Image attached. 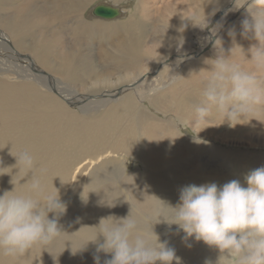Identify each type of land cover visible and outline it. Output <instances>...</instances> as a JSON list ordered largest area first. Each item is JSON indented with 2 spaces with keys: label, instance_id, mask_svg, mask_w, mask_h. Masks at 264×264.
<instances>
[{
  "label": "bare ground",
  "instance_id": "1",
  "mask_svg": "<svg viewBox=\"0 0 264 264\" xmlns=\"http://www.w3.org/2000/svg\"><path fill=\"white\" fill-rule=\"evenodd\" d=\"M95 1L0 0V60L21 64L12 71L0 69L6 76L0 79V167H11L13 155L29 151L36 161L34 172L47 170V190L57 188L70 212L59 218L65 233L51 246H36L17 259L0 254V264H95V256L104 264L112 254L97 252V243L89 242L76 254L70 247L75 251L91 239L95 229L90 227L101 218L130 213L150 228L154 222L144 214H160V191L174 198L183 183L220 186L233 179L246 187V175L264 167V155L255 149L233 153L200 139L233 146L235 136L247 134L250 147H264V139L254 137L264 133V117L233 127L234 122H224L215 110L199 123L192 112L202 100L207 60L216 54L214 43L208 49L212 38L220 39L227 53L232 47L229 32L235 31L245 59L251 58L248 49L257 42L240 35L242 21L251 18L248 9L245 17L235 0H101L120 11L115 20L104 21L86 15ZM242 2L237 0L236 6ZM203 10L206 28L186 20L195 17L197 22ZM217 25L221 27L213 35L210 29ZM242 66L252 69L247 61ZM144 101L150 109L140 105ZM183 128L196 138L185 136ZM221 128L226 132L219 136ZM221 157L230 158L234 174L220 172L214 162ZM129 159L143 169L126 170ZM2 171L6 177L0 174V195L27 191V183L17 185L18 169ZM73 198L84 203L73 205ZM113 201V207L105 204ZM171 248L181 264L187 262L183 255L190 253V261L204 250Z\"/></svg>",
  "mask_w": 264,
  "mask_h": 264
},
{
  "label": "clouds",
  "instance_id": "2",
  "mask_svg": "<svg viewBox=\"0 0 264 264\" xmlns=\"http://www.w3.org/2000/svg\"><path fill=\"white\" fill-rule=\"evenodd\" d=\"M213 2L205 0L204 3ZM236 4L237 0V9L247 5L251 17L242 21L241 37L257 43L248 49L251 58L245 59L243 48L236 43L235 31L229 32L232 47L227 53L221 40H215V57L207 60L210 68L201 81L202 100L192 106L195 123L206 121L214 110L222 115L224 122H234L233 127L241 124L239 121H260L257 117H264V0H243L239 7ZM193 19L186 20L200 29L208 26L204 10L197 22L193 23ZM183 27L187 25L182 30ZM220 27L217 25L210 31L215 35ZM244 61L251 63V70L242 66ZM13 156L16 163L0 167V174H5L2 170L6 168L11 172L13 168L18 169L21 175L17 185L27 183V191L17 193L12 189L0 195V254L17 259L36 246L41 250L48 248L65 233L59 218L65 214L67 205L61 201L57 188L53 186L54 192L47 190L44 182L47 170L41 168L39 174L34 172L36 161L29 151H19ZM25 177L30 178L21 183ZM245 181L246 187L237 179L222 186L214 182L184 186L174 207L157 198L171 211L167 219L157 215L150 228L130 213L126 217H103L96 226L90 227L95 229L94 236L83 241L75 251L70 244L71 251L76 254L93 242L97 243V252L112 254L104 264H173V261L181 264L175 250L167 242H160L153 231V225L163 218L169 226L175 224L183 230L185 241L194 238L218 249L220 256L216 264L222 261L223 264H264V167L251 171ZM105 204L115 206L114 201ZM94 261L100 264L99 256ZM205 264L212 262L205 261Z\"/></svg>",
  "mask_w": 264,
  "mask_h": 264
},
{
  "label": "rangeland",
  "instance_id": "3",
  "mask_svg": "<svg viewBox=\"0 0 264 264\" xmlns=\"http://www.w3.org/2000/svg\"><path fill=\"white\" fill-rule=\"evenodd\" d=\"M99 1V2H98ZM97 2V3H96ZM102 1L101 0H97V1H95L93 4H92V6L93 5H96V4H98V3H101ZM106 3V2H105ZM92 6H90L91 8H92ZM90 7L86 10V15H88L89 17H92V15H91V12L89 13V9H90ZM248 9V6L247 5H245V6H242L241 7V9H240V13H246L247 10ZM8 13H9V11H8ZM247 14V13H246ZM245 14V17H247V15ZM238 17V16H237ZM101 20V19H100ZM123 20V19H122ZM217 20V19H216ZM104 21H113V20H104ZM104 21H101L102 23H108V22H104ZM100 22V21H99ZM123 22V21H122ZM230 23V21L229 22H227V23H225L226 24V26L228 25ZM223 27V26H222ZM223 28H225V27H223ZM231 29H233V27H231ZM204 34H206L207 35V32H206V30L204 31ZM215 38L216 37H214V38H212V41H210V43L208 44V49L213 45V43L215 42ZM207 50V49H206ZM22 54V53H21ZM198 57V56H197ZM196 57V58H197ZM0 69H4V70H7L8 69V71H12V70H16L17 68H15V64H18L19 66L21 65L20 64V62L19 61H13V60H9V59H1L0 60ZM14 62V63H13ZM4 64V65H3ZM3 65V66H2ZM6 68V69H5ZM15 68V69H14ZM12 69V70H11ZM19 72V71H18ZM156 73H157V71H156ZM3 73H0V79L1 80H6V76L4 75ZM9 77V76H8ZM3 78V79H2ZM57 96L59 97V95L57 94ZM138 97L136 98V100L138 101L140 98V96L139 95H137ZM61 100H63V99H61ZM139 104V103H138ZM66 105V104H65ZM140 105H142V106H144L145 108H146V106H147V108L148 109H150L151 107H150V105L146 102V101H144L142 104H140ZM66 107L67 108H69V109H73L74 107L73 106H70L69 104H67L66 105ZM223 129H224V131H223ZM188 131H186L185 130V128H183L182 129V133L185 135V136H190L189 138H192V139H194V138H196V136H195V134H194V132H192L191 130H189V129H187ZM225 132H226V130H225V128H221V130H219L218 132H217V134L220 136L221 134L222 135H225ZM235 136V135H234ZM256 136H258V138L259 139H264V133H259V135H255L254 137H256ZM242 137H244V139H242ZM247 134H245V135H241L240 136V138H241V141L239 140L240 138H238L237 136H235L234 137V143H237V145H229V144H226V143H221L220 141H214V140H212V139H208V138H200L201 139V141L203 142V143H205V144H207V145H213V146H216V147H223V148H225L226 150H228L229 152L230 151H234V152H237L236 150H239V151H245L246 149H255V151L257 152V154L258 155H264V147H250L249 145H250V143H252V142H250V141H248L247 140ZM240 141V142H239ZM254 144V143H253ZM260 151V152H259ZM262 151V152H261ZM233 152V153H234ZM263 153V154H262ZM129 161H130V163H129ZM231 160H230V158H226V157H221V158H219V160L217 161V160H215V164L220 168L219 170H220V172H223V173H230L231 175L232 174H234V170H233V168L235 169V165H233L231 162H230ZM213 162V161H212ZM228 162V163H227ZM127 167H126V170L128 169V171H131V170H134V168H139L140 170H142L143 169V167H142V165H140V164H138L137 162L136 163H133V161L132 160H128L127 161ZM227 163V164H226ZM135 166V167H134ZM206 168H208V169H210L211 167H212V165L211 164H208L207 166H205ZM222 169V170H221ZM231 170V171H230ZM227 171V172H226ZM221 175H224V174H221ZM2 176H3V178H5L6 177V174H2ZM234 177H235V175H234ZM236 178V177H235ZM204 184H206V183H204ZM182 186H184V183L181 185V189H182ZM220 186H222V185H220ZM180 191L181 190H179V191H177L176 192V194L178 195H174V196H171V197H174V198H167L166 196H168V194H167V192H165V194H166V196H164L165 194H164V190L163 191H160L159 193H158V199L159 200H161L163 203H167L168 204V206H176L178 203H179V195H180ZM163 194V195H162ZM177 199H176V198ZM176 199V200H175ZM75 200L76 199H71V204H73V205H77V204H80V206H81V203H84V199H82V198H79V199H77L76 200V203H75ZM159 200H157V198H156V202H157V206L160 208V214L159 215H161V216H163L165 219H167L168 217H169V215H170V209H168V208H166L165 206H163L162 205V203L159 201ZM175 200V201H174ZM77 201H79V202H77ZM168 201V202H167ZM160 202V203H159ZM175 202V203H174ZM166 204V205H167ZM154 206H155V204H154ZM164 209V210H163ZM168 211V212H167ZM69 212V209H68V206H67V210H66V214H69L68 213ZM86 212H88V211H86ZM86 212L84 213V214H82V215H86ZM168 213V214H167ZM144 215H146V216H148V217H150L149 219H147V220H149V221H151V222H155V217H156V215L155 214H153V213H150V216L146 213V214H144ZM154 218V219H153ZM160 226H159V225ZM154 226V229H153V231H154V233H158V232H160L161 234H162V236L163 237H160V235L158 236V238H159V240L161 241V242H167V245L168 246H171V247H173V246H176L180 251L179 252H182L184 249H187V250H190V249H193V251H195V249L197 250V247H199L198 249L202 252V250H203V252L201 253V255H200V257H194V258H190V261H189V255L190 256H192L190 253H187V255H183V258L184 259H186V261L187 262H190V263H187V262H185L184 264H201V263H203V264H205V261H211L212 262V264H216V262H217V260H218V258H219V256H220V252H219V250L218 249H216L215 247H210V246H208V245H206L203 241H202V243H201V241L199 242V241H196V240H194V238H188V240L187 241H185L184 239H183V237L185 236V233L184 232H182L183 230H181V229H179L178 228V226L177 225H175V224H173V225H171V226H169L164 220H163V218H160V222L159 223H156V224H154L153 225ZM177 226V227H176ZM165 230V231H164ZM176 231V232H171V231ZM182 232V233H181ZM175 233V234H174ZM181 234V235H180ZM183 234V235H182ZM180 237H179V236ZM170 240V241H169ZM190 240V241H189ZM193 241H195V243L193 244L192 242ZM187 242V243H186ZM191 243H192V245H191ZM197 243H199V244H197ZM201 243V244H200ZM185 245V246H184ZM188 245H190V247L188 246ZM184 248V249H183ZM196 253H197V255H198V252L196 251ZM207 253V254H206ZM210 253H212V256H210L211 254ZM206 254V255H205ZM209 255V256H208ZM199 256V255H198ZM222 264H223V261H222Z\"/></svg>",
  "mask_w": 264,
  "mask_h": 264
},
{
  "label": "water",
  "instance_id": "4",
  "mask_svg": "<svg viewBox=\"0 0 264 264\" xmlns=\"http://www.w3.org/2000/svg\"><path fill=\"white\" fill-rule=\"evenodd\" d=\"M91 15L102 20H115L120 16V11L118 8L99 3L91 9Z\"/></svg>",
  "mask_w": 264,
  "mask_h": 264
}]
</instances>
